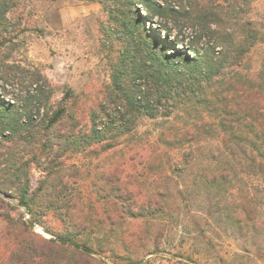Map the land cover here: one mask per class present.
I'll use <instances>...</instances> for the list:
<instances>
[{
  "label": "rangeland",
  "instance_id": "1",
  "mask_svg": "<svg viewBox=\"0 0 264 264\" xmlns=\"http://www.w3.org/2000/svg\"><path fill=\"white\" fill-rule=\"evenodd\" d=\"M130 1L0 0V77L7 76L12 93L32 92L33 79L47 82L43 94L49 97V107L75 101L82 131L91 128L93 119L102 127L119 117L116 108L121 112L120 130L106 133L114 137V147L102 151L94 144L61 157L60 168L79 172L74 187L86 201L84 215L92 218L88 201L97 186L106 187L102 175L114 167L125 179L121 186L126 182L140 199L148 193L164 198L166 211L142 227L133 223L130 230L135 233L124 247L118 242L123 236L118 226L114 236H108L114 241L112 252L106 244L101 252L97 243L83 241L108 264H264V161L245 149L243 139L222 130L213 111L199 110V105L187 111L174 98L154 106L151 114L129 111L122 103L125 92L117 90L114 81L132 57L139 59L145 43L161 46L157 32L162 39L164 31L153 22L170 29L169 39L178 32L186 42L196 36L200 52L217 42L212 32L199 28L200 21L188 19L204 13L207 19L219 18L216 25L240 39L219 78L237 75L242 83L264 78V0H150L178 15L152 11L149 22L142 7ZM121 82L127 88L131 79L125 75ZM97 106L107 116L98 112L91 120ZM187 130L194 134L185 136ZM158 137L157 148L148 146ZM91 148L99 153L88 154ZM141 148L146 149L142 163L138 156L128 163L127 156ZM184 151L190 152L187 163ZM45 166L43 159L30 163V189L38 185ZM211 166L218 173L207 183L203 176ZM4 199L9 204L0 203V212L29 217L23 208L14 207L15 198ZM42 220L52 230L62 229L52 213ZM33 228L47 236L43 226Z\"/></svg>",
  "mask_w": 264,
  "mask_h": 264
},
{
  "label": "trees",
  "instance_id": "2",
  "mask_svg": "<svg viewBox=\"0 0 264 264\" xmlns=\"http://www.w3.org/2000/svg\"><path fill=\"white\" fill-rule=\"evenodd\" d=\"M130 3L142 7L148 22L152 11L159 15L164 11L178 15L173 8H164L150 0H131ZM202 15L189 16L188 19L200 21L199 28L212 32L217 42L207 45L209 47L201 52L196 44V36L186 42L178 32L169 39L170 29L153 22L159 30L164 31L162 39L157 32L161 46L145 43L139 59L132 57L128 65L119 69L122 70L121 76L117 72L114 75L117 90L125 92L122 103L129 111L142 110L146 114H151L163 101L173 98L179 100L187 111L199 105V110L213 111L219 117L222 130L243 139L245 149L264 161V78H249L246 83L240 82L237 75L219 78L226 57L240 39L236 33L227 32L226 27L216 25L220 24L219 18L215 21L207 19V13ZM211 22L215 24L213 27L210 26ZM125 75L131 79L127 88L122 87L124 84L121 82ZM0 80V203L9 204L4 197L11 196L16 201L14 207L23 208L29 215L24 218L23 214L15 217L10 212H0V264H108L97 257V252L82 238L97 243L101 252L106 244L112 252L114 241L108 236H114L118 226L123 235L118 242L124 247L130 235L135 233L130 230L133 223L137 222L142 227L157 220L158 212L166 211L164 198L148 193L140 199L126 182L121 186L125 179L119 176L117 167H114L102 175L106 187L97 186L93 191L94 198L88 201L87 207L92 214L89 219L84 215L86 201L80 188L74 187L78 183L79 172L60 166L64 165L61 157L68 151H84L94 144L102 151L114 147V137H108L106 133L109 129L120 130L119 107L116 108L119 117L110 119L109 123L100 127L93 117L98 112L106 111L97 106V111L91 114V128L82 131L81 117L75 116V101L65 100L57 107L50 108L47 103L49 97L43 94L48 85L44 80L43 84L33 79L31 84L35 86L32 92L22 96L8 88L11 84L7 76L0 77ZM8 94L10 97H7ZM104 114L107 116V113ZM193 134L191 130L184 132L189 137ZM160 138L148 146L157 148ZM98 149L91 148L87 153L98 154ZM140 150L127 156L128 163L133 164L137 156L140 158L138 163H142L146 149ZM189 153L184 151L182 154L186 163ZM25 155H31V159L25 158ZM39 159L46 160L45 174L32 190L28 167L32 161ZM132 166L135 167V163ZM217 173L218 169L211 166L203 180L211 182ZM48 213L59 219L61 230L55 231L42 224L43 217ZM34 224L43 226L51 236L36 232Z\"/></svg>",
  "mask_w": 264,
  "mask_h": 264
},
{
  "label": "water",
  "instance_id": "3",
  "mask_svg": "<svg viewBox=\"0 0 264 264\" xmlns=\"http://www.w3.org/2000/svg\"><path fill=\"white\" fill-rule=\"evenodd\" d=\"M44 233L47 235L46 237H50V236L48 235L47 231H44Z\"/></svg>",
  "mask_w": 264,
  "mask_h": 264
}]
</instances>
